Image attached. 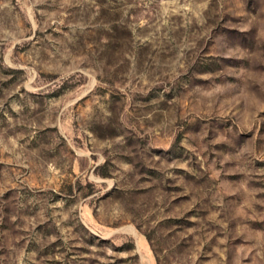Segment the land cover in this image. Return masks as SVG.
<instances>
[{
	"label": "rangeland",
	"instance_id": "374dc122",
	"mask_svg": "<svg viewBox=\"0 0 264 264\" xmlns=\"http://www.w3.org/2000/svg\"><path fill=\"white\" fill-rule=\"evenodd\" d=\"M0 264H264V0H0Z\"/></svg>",
	"mask_w": 264,
	"mask_h": 264
}]
</instances>
